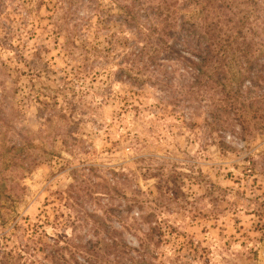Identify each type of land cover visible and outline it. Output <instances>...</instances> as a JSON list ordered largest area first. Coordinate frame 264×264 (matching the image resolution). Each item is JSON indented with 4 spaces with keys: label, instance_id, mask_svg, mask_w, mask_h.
Returning a JSON list of instances; mask_svg holds the SVG:
<instances>
[{
    "label": "trees",
    "instance_id": "1",
    "mask_svg": "<svg viewBox=\"0 0 264 264\" xmlns=\"http://www.w3.org/2000/svg\"><path fill=\"white\" fill-rule=\"evenodd\" d=\"M33 1L0 0V36L3 47L25 61L30 77L51 76L55 72L43 63L40 49L32 50L29 60L22 54L21 37L29 33L28 26H37L39 19L32 15L44 5V0H37L32 12L27 7ZM51 1L47 8L51 34L62 39L59 54L70 66L65 78L82 81L86 91L90 87L86 84L103 85L97 94L101 101L120 83L130 90L121 112L138 109L134 101L144 86L150 96L144 110L159 123L178 124L192 131L198 143L222 152L231 151L232 142L254 137L253 131L264 134V0ZM3 69L0 264H152L150 258H155L154 249L162 240L160 225L153 214L144 215L139 190L127 198L125 190L117 189L127 180L124 174L113 170L103 174L91 166L73 170V182L59 195L55 208L54 199L46 200L34 222L16 211L26 187L16 180L13 169L32 173L46 152L38 154L26 130L17 128L21 115L12 103L17 88L14 82L7 86L10 73ZM66 89L56 92L65 100ZM42 96L48 124L53 119L67 121L66 114L75 112L58 107L56 96ZM61 137L70 152L81 142L72 131ZM158 193L160 197L172 192L166 184ZM120 196L125 203L116 201Z\"/></svg>",
    "mask_w": 264,
    "mask_h": 264
},
{
    "label": "rangeland",
    "instance_id": "2",
    "mask_svg": "<svg viewBox=\"0 0 264 264\" xmlns=\"http://www.w3.org/2000/svg\"><path fill=\"white\" fill-rule=\"evenodd\" d=\"M51 2L44 0L39 12L32 15L39 19L38 27L28 26L29 33L21 39L24 58L29 60V53L40 49L43 63L54 75L30 77L25 61L16 60L3 47L0 36V71H5L3 66L8 68L6 84L13 87L14 82L17 88L12 102L21 115L17 128L26 130L38 154L46 152L43 163L32 173L13 169L16 180L26 187L16 211L34 222L46 200L54 199V208L59 203V195L73 182V170L89 166L103 174L113 170L127 176L117 189L125 190L127 198L139 190L144 215L153 214L160 225L162 240L150 263L264 264V134L253 131L254 137L232 142L231 151L222 152L198 143L192 131L178 124L159 123L144 110L150 102L144 86L134 101L138 109L121 112L130 90L120 83L113 85V95L101 101L97 94L103 85L86 84L90 86L86 91L82 81L70 79V75L65 78L70 66L59 54L62 39L57 41L51 34L47 18ZM36 7L34 0L27 8L35 12ZM17 42L16 37L12 44ZM63 88L66 100L56 93ZM42 94L56 96L58 107L74 108L75 112L66 114L67 121L53 119L48 124L40 104L45 100ZM60 126L64 130L59 131ZM66 130L82 142L71 152L61 142ZM166 184L172 193L159 197L158 187ZM124 198L116 201L125 203ZM48 208L51 216V204ZM44 228L53 234L49 227ZM150 246L153 250L152 243Z\"/></svg>",
    "mask_w": 264,
    "mask_h": 264
}]
</instances>
